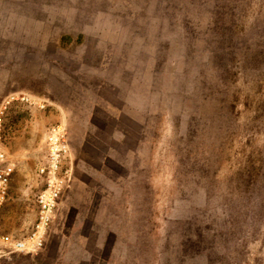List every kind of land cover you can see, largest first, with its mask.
<instances>
[{
    "label": "rangeland",
    "instance_id": "rangeland-1",
    "mask_svg": "<svg viewBox=\"0 0 264 264\" xmlns=\"http://www.w3.org/2000/svg\"><path fill=\"white\" fill-rule=\"evenodd\" d=\"M16 90L49 104L13 112L6 227L36 218L58 122L72 177L0 264H264V0H0Z\"/></svg>",
    "mask_w": 264,
    "mask_h": 264
},
{
    "label": "built area",
    "instance_id": "built-area-1",
    "mask_svg": "<svg viewBox=\"0 0 264 264\" xmlns=\"http://www.w3.org/2000/svg\"><path fill=\"white\" fill-rule=\"evenodd\" d=\"M48 104L47 99L23 90L8 93L0 103V256L4 254L2 251L36 253L45 245L59 200L72 177L68 166L71 149L66 126L58 122L50 126L45 136L46 155L38 170L42 188L36 198V218L28 231L18 232L6 227L3 210L12 191L16 167L8 147L14 130L13 112L18 106L46 108Z\"/></svg>",
    "mask_w": 264,
    "mask_h": 264
}]
</instances>
